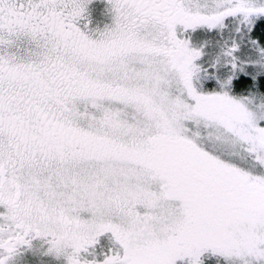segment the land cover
<instances>
[{
  "label": "snow or ice",
  "instance_id": "snow-or-ice-1",
  "mask_svg": "<svg viewBox=\"0 0 264 264\" xmlns=\"http://www.w3.org/2000/svg\"><path fill=\"white\" fill-rule=\"evenodd\" d=\"M0 264H264V0H0Z\"/></svg>",
  "mask_w": 264,
  "mask_h": 264
}]
</instances>
